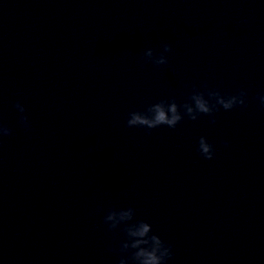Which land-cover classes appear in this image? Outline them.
Listing matches in <instances>:
<instances>
[{
	"label": "water",
	"instance_id": "1",
	"mask_svg": "<svg viewBox=\"0 0 264 264\" xmlns=\"http://www.w3.org/2000/svg\"><path fill=\"white\" fill-rule=\"evenodd\" d=\"M165 43L166 65L142 62ZM205 84L247 107L127 126ZM261 94L264 0H0V264H119L104 216L130 206L167 264H264Z\"/></svg>",
	"mask_w": 264,
	"mask_h": 264
},
{
	"label": "clouds",
	"instance_id": "2",
	"mask_svg": "<svg viewBox=\"0 0 264 264\" xmlns=\"http://www.w3.org/2000/svg\"><path fill=\"white\" fill-rule=\"evenodd\" d=\"M171 52L172 46L165 43L163 44V51L158 55L152 48H148L141 60L144 64L166 65L168 58L165 53ZM204 87L206 91H200L193 86L188 101L183 104H178L175 98L171 100L162 99L148 105L143 111L130 112L126 122L127 126L152 130L166 125L174 129L185 116L195 121L199 119L201 114L213 117L211 123L215 124L214 113L219 111V108L222 107L228 111L237 106L247 107L248 93L244 89L234 95H224L218 90L208 89L207 84ZM255 99H258L260 106L264 107V94ZM14 107L20 113V124L26 130L29 129L31 125L28 117L24 115L26 111L24 105L17 101ZM11 135L12 129L6 126L0 117V142H2L3 137ZM197 151L206 160H212L215 155L213 145L204 136L199 138ZM135 215V209L130 206L110 209L104 216V224L107 225L109 231L114 232L123 225L122 231L125 239L120 242L118 250L113 249L120 255L119 264H167L173 255L171 245L166 244L158 235L152 233L151 224L144 220H135Z\"/></svg>",
	"mask_w": 264,
	"mask_h": 264
}]
</instances>
